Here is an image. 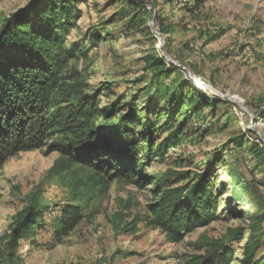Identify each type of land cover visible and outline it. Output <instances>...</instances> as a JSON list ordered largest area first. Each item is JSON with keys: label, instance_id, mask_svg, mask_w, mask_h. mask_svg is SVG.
<instances>
[{"label": "rangeland", "instance_id": "obj_1", "mask_svg": "<svg viewBox=\"0 0 264 264\" xmlns=\"http://www.w3.org/2000/svg\"><path fill=\"white\" fill-rule=\"evenodd\" d=\"M31 1L0 0V27L11 13ZM155 1L154 6L146 3L136 26L126 27L133 15L128 2L91 0L67 37L69 43L77 40L87 45L86 55L73 63L86 72L92 89L103 87L102 104L134 96L141 105L152 78L141 59L162 52L179 64V78L189 71L200 77L191 80L203 91L211 92L204 82L224 97L211 93L236 105L237 110H228V114L219 109L215 117L206 112L193 119L184 128L179 145L170 148L164 159L153 156L145 168L153 177L176 171L192 173L223 156L215 186L219 194L216 218L182 240L171 241L149 223L154 181L139 186L123 179L108 180L89 166L70 164L58 151H48L53 135L46 145L17 152L0 166V246L7 249L0 251L1 264H187L186 258L194 252L192 242L225 237L230 229L242 226L244 237L231 242L233 264H241L244 242L255 227L250 213L264 199L262 184L258 192L254 190L255 180L263 181V173L252 168L249 155L242 156L245 162L239 157L238 163L225 142L230 134L246 129L264 139V119L258 112L264 104V0H208L193 11L181 4L185 0H176L174 5ZM154 16L169 28L168 35L156 29ZM216 32L219 37L211 40L209 36ZM209 118L220 119V124L210 128ZM224 125L226 130L220 131ZM227 167L243 171L245 181L251 183L248 191L235 186L225 172ZM70 200L81 206L83 218L67 235L54 239L48 227L35 237L20 238L14 247L6 246L18 211L34 202L47 205L46 220L53 223L60 206ZM256 233L262 241L258 256L264 262V225Z\"/></svg>", "mask_w": 264, "mask_h": 264}, {"label": "trees", "instance_id": "obj_2", "mask_svg": "<svg viewBox=\"0 0 264 264\" xmlns=\"http://www.w3.org/2000/svg\"><path fill=\"white\" fill-rule=\"evenodd\" d=\"M90 1L32 0L25 11L11 13L2 23L0 166L17 152L46 145L55 135L48 151H58L70 164L89 166L108 180L123 179L139 186L154 181L155 198L148 204L149 223L171 241H180L216 218L219 194L215 186L223 156L218 154L220 159L192 173L176 171L153 177L145 173V168L153 156L164 159L170 148L179 145L184 128L193 119L204 117L206 112L215 117L219 109L228 114L236 105L208 90L203 91L187 72L179 78L180 67L162 52H151L141 59L152 74L145 87L150 92L141 105L135 102L134 96L102 104L103 87L92 89L86 72L73 63L86 55L87 45L77 40L67 41ZM125 1L133 10L126 27L136 26L135 21L142 20L146 3L156 4L155 0ZM207 1L185 0L181 4L193 11ZM163 2L177 3L176 0ZM152 19L156 29L168 35L169 28L163 26L160 18ZM219 35L216 32L209 38L215 40ZM172 75H175L173 79L166 82ZM258 110L264 119V104L259 105ZM206 122L211 128L219 125L220 119L209 118ZM219 128L224 131L227 126ZM225 146L229 153L235 154L238 163L242 156L249 155L253 160L252 168L261 170L263 181L255 180L254 190L258 192L257 188L264 186L263 140L252 129H246L230 134ZM225 172L236 187L248 191L251 183L245 181L243 171L234 172L227 167ZM185 179V183L176 185ZM259 203L250 213L255 227L244 242L241 264H264L258 256L262 241L256 233L259 226L264 225V199ZM47 210V205L34 202L18 211L13 217L6 246L14 247L20 238L35 237L48 227L52 237L58 239L83 218L81 206L72 200L60 206L53 223L46 220ZM244 231V227L238 226L230 229L225 237L192 242L194 252L186 258V263L233 264L235 249L231 242L241 240ZM2 250L7 249L0 246Z\"/></svg>", "mask_w": 264, "mask_h": 264}, {"label": "water", "instance_id": "obj_3", "mask_svg": "<svg viewBox=\"0 0 264 264\" xmlns=\"http://www.w3.org/2000/svg\"><path fill=\"white\" fill-rule=\"evenodd\" d=\"M28 7V6H27ZM27 7H25V8H22L21 10H19V11H16V12H23V11H25L26 9H27ZM163 55L167 58V59H169L170 61H172L173 63H175V64H177V65H179L177 62H175L169 55H167V54H165V53H163ZM188 73V75L190 76V77H193V76H195V75H193L191 72H187ZM196 77H198V79L200 78L199 76H196ZM201 80V79H200ZM203 84H205L208 88H210V90H214V91H217L219 94H221L223 97H224V95H223V93H221V92H219L217 89H215L214 87H212V86H210V85H208V84H206V83H204L203 82ZM242 104H243V102H242ZM262 140H263V142H264V139L262 138Z\"/></svg>", "mask_w": 264, "mask_h": 264}, {"label": "bare ground", "instance_id": "obj_4", "mask_svg": "<svg viewBox=\"0 0 264 264\" xmlns=\"http://www.w3.org/2000/svg\"><path fill=\"white\" fill-rule=\"evenodd\" d=\"M196 77V76H195ZM194 81H196V82H198L199 83V81H198V79H195L194 78ZM196 85H197V83H196ZM201 85V84H200ZM236 98V100L238 101V102H240V103H242L243 102V100L241 101V100H239L237 97H235Z\"/></svg>", "mask_w": 264, "mask_h": 264}, {"label": "built area", "instance_id": "obj_5", "mask_svg": "<svg viewBox=\"0 0 264 264\" xmlns=\"http://www.w3.org/2000/svg\"><path fill=\"white\" fill-rule=\"evenodd\" d=\"M208 89L210 90V88H208ZM211 92L219 94L217 91H214V90H211ZM247 127H249V126L247 125Z\"/></svg>", "mask_w": 264, "mask_h": 264}]
</instances>
